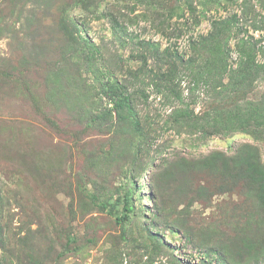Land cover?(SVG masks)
<instances>
[{
	"label": "rangeland",
	"instance_id": "374dc122",
	"mask_svg": "<svg viewBox=\"0 0 264 264\" xmlns=\"http://www.w3.org/2000/svg\"><path fill=\"white\" fill-rule=\"evenodd\" d=\"M263 21L264 0H0V264H264V72L232 76ZM125 198L118 225L100 204Z\"/></svg>",
	"mask_w": 264,
	"mask_h": 264
},
{
	"label": "trees",
	"instance_id": "16d2710c",
	"mask_svg": "<svg viewBox=\"0 0 264 264\" xmlns=\"http://www.w3.org/2000/svg\"><path fill=\"white\" fill-rule=\"evenodd\" d=\"M261 27H264V21L261 22ZM245 43L247 45V48L246 49L243 48L242 51L240 49L238 50L239 57H240L239 58L240 67L237 71H234V70L232 71V76L234 77V75H238L241 80L244 79L246 81L247 79L250 78L252 74H259V73L264 72V63L262 65H257L254 59V53L256 52L260 53L264 57V38L256 40L252 44H250L249 42L248 43L245 42ZM115 88H116L115 90L118 89V87H115ZM118 99L119 100L115 102L114 107L116 109H121L123 108V105L126 104V101L130 102V94H127L123 97L121 96ZM254 108H256V105ZM128 112H131L129 106H128ZM243 115L249 116L250 114L244 113ZM134 125L138 132H142L140 129L141 127H140V123L138 120L134 119ZM248 153H249L248 156L246 155L247 157L245 156L244 159L246 163H248L247 161H249L250 165L253 167L254 176L253 178H251L247 174L243 179L248 180L249 178H251L252 179L251 181L253 184H255L253 180L257 181V186L253 187V192L255 195L253 205L255 204L260 205V207L263 209L264 208V192H263L264 179L261 181L262 185L260 184V180L262 177L264 178V167L259 166L258 161H257L258 159L251 158L253 156L252 151H249ZM118 205H119L118 203H113L110 200H108L104 203H101L100 207L102 208L103 211H106L107 214H109L110 216H113V220L115 221L116 224L122 225L128 221L129 216L131 212L133 211V209L127 198H125L121 212L117 211ZM251 214H252L251 215L252 218L250 221L253 223V226H256L257 224H259V219H260L258 218V213L251 212Z\"/></svg>",
	"mask_w": 264,
	"mask_h": 264
}]
</instances>
